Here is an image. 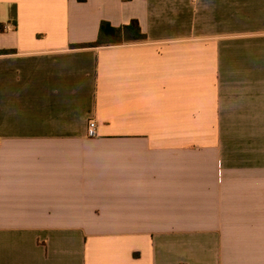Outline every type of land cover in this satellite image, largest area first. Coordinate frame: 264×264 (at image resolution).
<instances>
[{
  "label": "crops",
  "instance_id": "obj_1",
  "mask_svg": "<svg viewBox=\"0 0 264 264\" xmlns=\"http://www.w3.org/2000/svg\"><path fill=\"white\" fill-rule=\"evenodd\" d=\"M0 264H264V0H0Z\"/></svg>",
  "mask_w": 264,
  "mask_h": 264
},
{
  "label": "trees",
  "instance_id": "obj_2",
  "mask_svg": "<svg viewBox=\"0 0 264 264\" xmlns=\"http://www.w3.org/2000/svg\"><path fill=\"white\" fill-rule=\"evenodd\" d=\"M81 3L87 0H78ZM147 36L142 32L140 23L137 20L132 21L129 25L119 28L111 27L108 23H103L99 39L94 43H88L82 47H100L106 45H122L125 43L144 42Z\"/></svg>",
  "mask_w": 264,
  "mask_h": 264
},
{
  "label": "built area",
  "instance_id": "obj_3",
  "mask_svg": "<svg viewBox=\"0 0 264 264\" xmlns=\"http://www.w3.org/2000/svg\"><path fill=\"white\" fill-rule=\"evenodd\" d=\"M88 136L90 138H96L98 136V122L94 119L89 122Z\"/></svg>",
  "mask_w": 264,
  "mask_h": 264
}]
</instances>
